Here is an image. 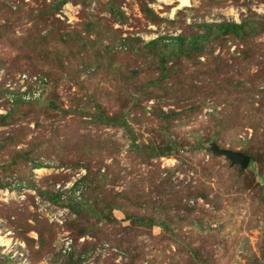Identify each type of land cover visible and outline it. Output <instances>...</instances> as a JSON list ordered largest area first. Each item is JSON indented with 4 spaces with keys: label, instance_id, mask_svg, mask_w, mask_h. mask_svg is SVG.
Listing matches in <instances>:
<instances>
[{
    "label": "rangeland",
    "instance_id": "1",
    "mask_svg": "<svg viewBox=\"0 0 264 264\" xmlns=\"http://www.w3.org/2000/svg\"><path fill=\"white\" fill-rule=\"evenodd\" d=\"M52 1L0 0V264H264V32L213 37L166 80L145 45L259 20L264 0H70L38 22ZM24 72L49 87L13 107L1 80ZM83 168L111 220L66 205Z\"/></svg>",
    "mask_w": 264,
    "mask_h": 264
},
{
    "label": "trees",
    "instance_id": "2",
    "mask_svg": "<svg viewBox=\"0 0 264 264\" xmlns=\"http://www.w3.org/2000/svg\"><path fill=\"white\" fill-rule=\"evenodd\" d=\"M70 0H53L52 8L54 9L52 13L47 14L44 16V18H40L38 22H44L51 20L53 15H55L56 11L61 9L64 5H66ZM115 7H113L111 10L113 11ZM30 16L34 18V13H30ZM8 25L0 26V30L7 31ZM200 30H198L194 34H184L179 36H172V37H159L151 40L148 43H145L148 50H152L158 57V63L160 66V77L159 80H166L172 77V74L174 70L172 69V66H169L171 62H175L181 58H189L191 59L193 56L197 55L201 56L206 53L207 46L210 42H212L213 37L217 39H223V38H229L232 37L234 39L240 40L241 42H246L250 40L251 38L259 35L260 33L264 32V17L259 18V20H253L252 18L242 21L241 23L238 22H230V21H224L221 23H204L199 26ZM50 37H53L51 35V31L47 32L45 35H39V39H47ZM131 39V38H129ZM128 41L125 39L123 44ZM140 41V39L138 40ZM4 87V83H3ZM242 86L238 85L237 88L240 89ZM261 88V86H258V90ZM264 90V89H261ZM257 91V90H256ZM6 95V94H5ZM46 96V95H45ZM44 96V97H45ZM43 97V98H44ZM42 98V99H43ZM41 99L33 100L30 102L24 101L21 98H17L16 101L11 104L10 101H7L10 105L13 107L19 104H32L37 103ZM14 111V110H13ZM13 112L11 111L9 114L3 116L4 120H7ZM105 123L109 124H117L118 121L116 118L107 117L105 120ZM175 146L173 145L171 150ZM251 152V151H250ZM164 153H167L166 151H160L158 147L154 148V154L155 156L164 155ZM251 155L253 161L258 160L254 154ZM36 168L44 167L41 165H36ZM86 178V176L84 177ZM83 182L86 184V180L83 179ZM0 185L2 183L0 182ZM55 201L61 199L60 195L57 196ZM66 205L73 206L75 211L81 212L82 210H89L91 211L96 217L99 219H109L111 220L113 217L112 212L106 213L105 211L98 210L97 204L91 203L89 200L82 199V201H71L67 202ZM116 207V206H115ZM154 225H158L160 227H163V224L160 223V221L154 220Z\"/></svg>",
    "mask_w": 264,
    "mask_h": 264
},
{
    "label": "built area",
    "instance_id": "3",
    "mask_svg": "<svg viewBox=\"0 0 264 264\" xmlns=\"http://www.w3.org/2000/svg\"><path fill=\"white\" fill-rule=\"evenodd\" d=\"M1 81H3L6 90V100L10 101L11 104H13L17 98H21L27 102L42 99L46 95L49 87V78L47 76L28 72L21 73L15 78H8ZM62 170L66 172L71 171L67 168H63ZM81 172L82 174H79V180L76 182H68L65 186V189H69L67 191L76 190V200L82 199L83 187H85L83 179L87 175V171L84 169ZM78 185H80V187H77ZM61 186V184L58 185L59 188H61ZM63 197L65 196L63 195ZM65 241V253H70L73 249L74 240L73 238L67 237Z\"/></svg>",
    "mask_w": 264,
    "mask_h": 264
},
{
    "label": "water",
    "instance_id": "4",
    "mask_svg": "<svg viewBox=\"0 0 264 264\" xmlns=\"http://www.w3.org/2000/svg\"><path fill=\"white\" fill-rule=\"evenodd\" d=\"M212 146L216 154L227 157L233 164H239L242 166V168H248L251 164L252 157L247 153L233 149L222 148L215 142L212 143Z\"/></svg>",
    "mask_w": 264,
    "mask_h": 264
},
{
    "label": "bare ground",
    "instance_id": "5",
    "mask_svg": "<svg viewBox=\"0 0 264 264\" xmlns=\"http://www.w3.org/2000/svg\"><path fill=\"white\" fill-rule=\"evenodd\" d=\"M181 2V6L182 5H187L190 3V0H179ZM39 171V170H38Z\"/></svg>",
    "mask_w": 264,
    "mask_h": 264
}]
</instances>
